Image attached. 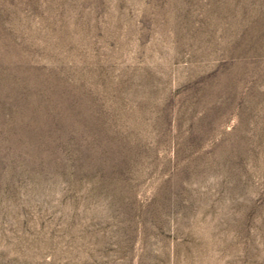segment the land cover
Segmentation results:
<instances>
[{"label":"rangeland","instance_id":"374dc122","mask_svg":"<svg viewBox=\"0 0 264 264\" xmlns=\"http://www.w3.org/2000/svg\"><path fill=\"white\" fill-rule=\"evenodd\" d=\"M0 264H264V0H0Z\"/></svg>","mask_w":264,"mask_h":264}]
</instances>
